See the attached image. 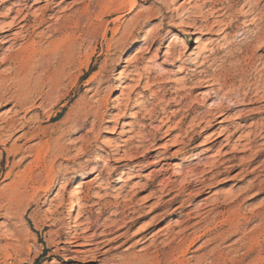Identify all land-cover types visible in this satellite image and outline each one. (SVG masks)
Returning a JSON list of instances; mask_svg holds the SVG:
<instances>
[{"label":"rangeland","instance_id":"obj_1","mask_svg":"<svg viewBox=\"0 0 264 264\" xmlns=\"http://www.w3.org/2000/svg\"><path fill=\"white\" fill-rule=\"evenodd\" d=\"M13 1L0 0V25L10 20L3 15ZM194 5L206 29L193 36L177 24ZM54 11L62 24L48 23L59 33L36 36L34 59L24 67L10 59L22 41L0 49V62L11 54L0 63V264H121L148 246L132 237L140 227L150 225L146 236L164 228L188 229L194 237L211 227L214 237L228 228L222 221L235 208L241 222L243 216L257 218L221 246L252 234L264 215V49L254 57L264 42V0H138L131 13L111 7L100 15L95 0H66L47 14ZM172 34L181 40L170 51ZM60 40L63 51H54ZM170 55L175 58L168 60ZM206 77L211 81L205 83ZM221 101L223 115L214 119L210 110ZM231 122L238 131L227 154H218L212 131ZM106 164L114 169L111 176ZM212 164L223 174L184 189L171 204L166 201L174 193L161 199L178 188L176 169L199 173ZM75 185L83 205L71 212ZM156 206L161 208L153 211ZM199 209L213 211L199 218ZM78 217L79 223L96 221L85 233L92 239L88 246L65 243ZM105 226L111 228L106 233ZM209 237L196 240L189 255L218 245L201 249ZM262 240L252 254L242 248L246 239L226 248L234 249L232 258L245 257L241 264H262ZM96 249L94 258L84 252Z\"/></svg>","mask_w":264,"mask_h":264},{"label":"bare ground","instance_id":"obj_2","mask_svg":"<svg viewBox=\"0 0 264 264\" xmlns=\"http://www.w3.org/2000/svg\"><path fill=\"white\" fill-rule=\"evenodd\" d=\"M42 1L44 2L43 5H41L39 9L34 10L33 9L34 6L36 4L42 2ZM65 1L66 0H59L58 2L55 1L54 3H52V0H16V1H13L11 3V5L7 6L5 8V13L3 15V18L4 19L10 18V20L6 23H1L2 25H0V34H3V35H0V49L3 48V46H5L8 43H10V45H12V44H16L19 41H22V44L20 45L19 51L17 53L15 52L14 56L10 57L11 54L10 55L8 54V56L1 59L2 61L0 63H6L10 57V59H12L13 62H16L21 67H24L26 64L29 63L30 60H33L34 59L33 57L35 56L34 51H36V48L34 47V44H36L35 37L36 36L37 37L38 36L43 37L46 32L49 33V37H54L57 33H59V29L54 30L53 29L54 27L51 24H49L48 22L55 19L57 21V22L56 21L55 22L58 25H61L62 21H63L61 16H59L57 11L51 12L49 14H47V13L50 12V10L53 11L54 7L59 6L60 4L64 3ZM76 1L80 3L81 0H76ZM209 1H212V0H209ZM137 3H138V0H95V7L97 9L96 14L100 15L103 10L109 9L111 7H115L116 10L124 9L127 11V13H131L133 10H135ZM51 6H53V7H51ZM197 9H198V5H194L193 11H191V12L187 11L189 15L185 17V21L183 23L177 24L178 26H182L184 28H187L186 32H188V34H191L193 36L198 34L199 32H202L204 29H206V25H204L205 23L203 24V22L200 20L201 15L198 14ZM182 12L184 13V10L179 11L177 13V15L178 14L180 15ZM46 14H47V16H46ZM172 15H174V14H172ZM31 18H33V20ZM45 24H47V25L43 29L44 30L46 29V31L45 32L43 30L40 31L39 29L40 28L42 29V27ZM16 27H17V29L15 30V32L4 35V33L7 32L8 30H13ZM228 27L229 26H227L225 28H228ZM3 28H4V30H3ZM38 30H39V32H38ZM147 37L148 36H146V38ZM179 40H181L179 35L172 34V36L170 37V42L168 43L166 48L170 51L173 50L176 47V44ZM64 43H65V40H60L59 43H56V44L54 43L55 44V46L53 45L54 51H60V50L63 51ZM29 44L32 46L31 49L28 48ZM66 44H67V42H66ZM256 46L257 47L254 51V57L259 59V58H261V54H258V52L263 51L264 42H262ZM174 58H175V55L168 56V60H173ZM12 64H14V63H12ZM154 66H156V63L151 62L149 67L154 68ZM138 69H139V67L137 65H135L134 69H132L133 73L136 74ZM18 72H20V71H18ZM146 75L150 76L151 75L150 71H146ZM163 77H164V75H161L160 78L157 80H161ZM210 81H211V79H209V78L207 79V77L204 79L205 83H208ZM120 88H122V84L118 83L116 90H120ZM214 92L216 93L217 90H215ZM227 98H231V96L228 95ZM113 100H114L113 108H115V109L119 108L120 102H119L118 97H114ZM232 104H233V102H232ZM224 109H225L224 102L221 101L220 103H217V105H215L212 108V110H210V114L212 111H214V119H219L223 115ZM165 117L166 116L161 117L160 121L164 122ZM240 118H241V115L236 116L235 120L236 119L240 120ZM223 121L219 120L216 123L222 124ZM166 122H164L163 125H165ZM11 124H12L11 121H9L8 125H11ZM237 128H238L237 123L231 122L229 125L220 126V127H218V129L216 131H212V137H214L213 140H215V141L217 140L215 143H217L218 147H219L217 150L218 154L222 155L224 153V149L229 145L231 146L230 139H231V137H233L237 133V131H238ZM226 133H228V135H226L222 140H219ZM232 146H233V148L235 147V141L233 142ZM226 154L227 153H224L223 155H226ZM260 155H261V153H257L256 157L258 158ZM42 157H43V155H42ZM131 160H135V157H132ZM104 167L107 170L106 173L108 174V176H111L112 171L114 169L109 164H106ZM122 170H125V169H122ZM175 171H176L174 174L175 176L182 177L181 182L178 184V188L177 189H175V188L168 189L166 191V193L164 195H162V197H161V199H162V198L174 193V195L171 196L166 201L169 204H171L174 200H176V198H178L181 195V192H183L184 189L192 186L193 184L194 185L198 184V185L203 186L206 184V182L210 178H214V177H217V176L223 174L221 167H217L216 164H212L211 169H209L207 171L204 170V171L199 172V173H196L192 169L189 171H186V170L183 171L180 169H176ZM99 174L102 175L103 174L102 171ZM125 174H126V172L122 171V176H124ZM207 174H209V175H207ZM251 187H254V185H252ZM70 197L72 200L71 208H70L71 212L75 211L76 208L82 207L83 203L81 202V199H80V189H79L78 185H75L74 189L71 191ZM240 198H241V196L235 198L233 200V203L241 200ZM165 206L166 205H164L163 207H165ZM233 206H236V205L233 204ZM261 207L264 208V202L261 205ZM158 208H161V206L154 207L153 211L157 210ZM127 209L128 208H126V210ZM176 209L177 208H174V210H176ZM103 210L105 211L106 209L105 208L102 209V212H103ZM210 211H213V209L206 210V211L199 209L196 214H197V217L201 218V216L203 217L204 214H207ZM124 212H125V209L120 214H124ZM253 215H254V217H252V218H248V217L245 218L243 216L242 218H243L244 222H241V221H239V219L241 217V215L239 213V209L235 208V209L230 210L228 218H224L225 220L222 221V223L228 224V228L224 231H221L220 233H217V234L215 232V236L213 235L214 237H209L210 234H213L212 232H213L214 228L211 229V227L208 228L205 226H204L205 230L201 234L196 235L198 232H196V234L194 233L195 237L190 234L191 232L190 233L188 232V229H182L181 231L173 233L172 231L171 232L167 231V230L164 231V228H160L157 231L151 232L150 235L146 236V233L144 235H143V233L149 229L148 226H150V225H147L145 227H140L132 234V237H138L139 236L138 240L136 241V244H143L144 242L148 241L149 242L148 246L145 247L143 250L141 249V251H143L142 254L134 253V252L131 253L129 256H127L123 260V262L121 264H162L163 261L164 262L166 261L167 264H201L202 262H204V263L206 262V264H239V263L241 264V261L244 260L243 258H245V257H243V258H241V257H238V258L237 257L236 258L230 257V253L231 252L233 253L234 249H230L229 251H227L226 247H228V249H229V246L232 247L233 245L235 246L237 244H240V242H242L244 239H246L247 243H245V245H242V248L251 254H252V252H255L257 247H259V245H260V241L264 237V215H261L260 223H259L257 229L252 231V234H249V235L247 234V236H241V237H238L237 239L235 238L233 243H231L230 245H226V246L224 245L225 247L224 246L222 247L221 245L224 242L228 241L231 237L237 236L238 234H240L241 229L243 228L245 223H248V221H252L254 218H257V214L256 215L253 214ZM251 216H252V214H251ZM79 218L80 217L74 218L73 219L74 224H72L69 227L70 229L68 231H66V232H68V234H67L68 236L66 237L65 243H68L69 245H75V246H88L91 244V242L89 243L87 241H92V239L90 240L89 239L90 237L86 236L85 233L88 232L89 230H92L96 226V221H93V220L91 221L89 219L88 221H85L83 223H79V221H78ZM83 224H85L86 226L83 229H81L82 230L81 232H78V230L80 228H82L80 226ZM216 225H218V224H216ZM225 228H226V226H225ZM71 229H73V230H71ZM110 229L111 228H109V226H105V229L102 231L106 233L107 230H110ZM216 230H217V228H216ZM257 230H258V233H255ZM66 232H64V233H66ZM256 234H258V235L256 236ZM190 235L193 238H190ZM122 236H123L122 234L117 235L116 237H114V239H112V241L117 240V239L119 240ZM205 237H209V238L204 240V242L202 243L201 249L208 248L210 246V244H212L215 241L218 242V245L216 244L215 247H213L214 245L212 247L210 246L211 249H208L209 251L207 253L200 255L198 257L190 256L189 255L190 248L194 245L196 240H200V239L205 238ZM164 240H166V241L164 242ZM80 241H83L85 243L77 244ZM262 242H263V240H262ZM117 248H118V246L115 247L114 249H117ZM224 248H226V251ZM261 249H262V247H261ZM235 250H236V247H235ZM109 251L110 250L108 249V250L104 251L103 253H108ZM84 252H89L91 254L90 256L93 258L95 256H97V254H100L99 250L94 251V252L87 250ZM233 256H234V254H233ZM249 263H250V261H249ZM262 264H264V263H262Z\"/></svg>","mask_w":264,"mask_h":264}]
</instances>
